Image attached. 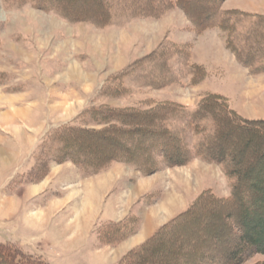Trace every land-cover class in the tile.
<instances>
[{
    "label": "rangeland",
    "instance_id": "obj_1",
    "mask_svg": "<svg viewBox=\"0 0 264 264\" xmlns=\"http://www.w3.org/2000/svg\"><path fill=\"white\" fill-rule=\"evenodd\" d=\"M61 1L71 4V13L84 10L90 15L100 9L97 0ZM109 1L112 18L98 23L91 19L69 21L29 0H0V243L26 255L34 252L32 258L43 264H124L129 252L187 210L201 192L228 196L231 179L216 163L194 155L196 143L205 130H211V121L199 123L200 133L185 124V116L206 94L222 96L227 109L241 120H264V53L258 52L246 67L226 44L231 42L241 55L243 46H258H252V39L248 44L244 41L253 26L264 23V0H224L212 31L195 30L174 0H153L150 7L143 3L141 8L152 16H134L123 8V2ZM162 105L175 109L167 125L180 130L193 155L186 164L171 167L157 157L156 170L145 174L155 175L149 183L155 187L153 206L173 195L168 201L173 203L172 211L161 218L169 217L167 221L155 225L150 236L134 246L122 245L140 229L141 224L132 218L93 229L98 246L92 237L84 251V247H77L76 252L69 246L46 244L56 238L50 233L49 239L44 237L45 225L50 223L40 209L44 198L38 194L40 186L36 192L28 188L39 185L58 158V131L66 126L92 130L124 127L117 120L104 121L101 111L142 112ZM97 144L99 151L107 152L102 142ZM251 150L247 148V153ZM163 192L166 196L162 199ZM188 232L190 239L203 240L201 246L217 249V254L226 255L238 241L231 232L221 233L215 215L196 217ZM253 236L264 239L261 232ZM183 239L178 237L177 242ZM174 248L179 249L176 244ZM260 262H264V254L251 255L237 264Z\"/></svg>",
    "mask_w": 264,
    "mask_h": 264
},
{
    "label": "trees",
    "instance_id": "obj_2",
    "mask_svg": "<svg viewBox=\"0 0 264 264\" xmlns=\"http://www.w3.org/2000/svg\"><path fill=\"white\" fill-rule=\"evenodd\" d=\"M29 1L33 6L55 11L69 21L91 19L105 23L112 18V4L109 0H97L100 9L90 15L84 10L71 13V4L65 5L61 0ZM223 1L174 0L197 31L215 26L214 18ZM117 2H123V8L134 16L153 15L141 8L143 3L150 7L153 0ZM251 31L244 42L248 44L252 39V46H258H254L255 49L243 46L242 55L240 51L234 50L231 42L226 41L227 47L235 52L237 60L246 67L250 66L258 52L264 53V23L253 26ZM102 112L104 121L117 120L125 126H107L100 130L63 127L57 133L60 147L55 162L71 161L81 168H88L86 173L95 174L107 163L117 161L134 166L145 175L156 170L157 157L167 167L184 165L193 157L185 138L179 135L180 130L171 129L167 125L169 116L175 112L169 106H157L142 112L106 109ZM185 117L186 127L196 133H200L201 121H211V130H205L207 132L204 137L196 143L194 155L221 167L224 175L231 179L229 194L222 198L209 190L201 192L187 210L162 226L140 248L129 252L124 264H237L251 255L264 254V239L253 236L255 232L264 234V120L239 119L227 109L223 97L216 93L206 94L196 109ZM119 140L125 144H120ZM100 142L107 152L99 151L97 143ZM247 148H251V152L247 153ZM253 173L260 176L254 177ZM216 208L220 210L216 211ZM213 215L217 218L221 233L231 232L237 236V243L232 245L233 248L226 255L217 254V249H208L203 244L201 246L203 240L197 242V238L190 239L191 234L188 235L189 225L196 217ZM178 237H184V241L177 242ZM175 244L179 249L174 248ZM164 245L168 246L167 250H164ZM191 246L198 249L189 252ZM0 264L43 263L18 248L0 243Z\"/></svg>",
    "mask_w": 264,
    "mask_h": 264
},
{
    "label": "crops",
    "instance_id": "obj_3",
    "mask_svg": "<svg viewBox=\"0 0 264 264\" xmlns=\"http://www.w3.org/2000/svg\"><path fill=\"white\" fill-rule=\"evenodd\" d=\"M211 29L213 27L208 28V31H212ZM204 35L202 33V37ZM231 57L233 58V55ZM233 61L240 66L235 58ZM243 69L249 75L247 68ZM230 71L232 72V69ZM249 76L253 77L251 74ZM153 176L155 175L151 177ZM151 177H146L130 165L117 161L113 162L107 170L95 174L86 173L71 161L54 162L49 166L47 176L40 180L39 185H31L28 188L36 192L34 189L40 186L41 190L38 194H42L44 198L40 202L42 206H38L41 211L44 210V219L50 221L45 225L44 237L49 239L48 236L51 235L56 238H53L55 242H46V244L51 247L69 246V250L72 247L76 252H79L77 247H84L82 249L84 251L89 239L91 241L94 239L95 246H98L97 227L122 222L125 219L128 221L127 219L130 218L137 219L136 222L141 224L140 229L134 236L131 235L124 240L122 245L128 243L134 246L140 243L150 236L155 225L167 221L169 217L164 220L161 218L173 209V203L168 202L173 195L166 196V192L161 195L162 199L166 196L162 205L153 206L156 201L151 197L155 188L149 184ZM53 214L56 217L53 218ZM43 225L39 226L43 228ZM35 229L36 227H33L32 231ZM93 229L96 231L93 232ZM135 236L136 238L133 239ZM131 239L133 243L129 241ZM64 240H70V243ZM28 254L35 255L34 252Z\"/></svg>",
    "mask_w": 264,
    "mask_h": 264
},
{
    "label": "bare ground",
    "instance_id": "obj_4",
    "mask_svg": "<svg viewBox=\"0 0 264 264\" xmlns=\"http://www.w3.org/2000/svg\"><path fill=\"white\" fill-rule=\"evenodd\" d=\"M93 8V7H92Z\"/></svg>",
    "mask_w": 264,
    "mask_h": 264
}]
</instances>
